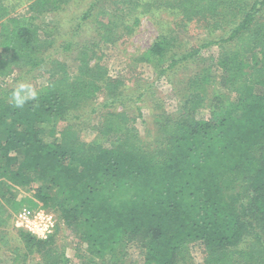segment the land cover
Wrapping results in <instances>:
<instances>
[{"label": "trees", "instance_id": "16d2710c", "mask_svg": "<svg viewBox=\"0 0 264 264\" xmlns=\"http://www.w3.org/2000/svg\"><path fill=\"white\" fill-rule=\"evenodd\" d=\"M72 1L0 0V79L51 64L37 101L22 109L10 103L14 87L0 86V245L10 247L5 227L27 202L72 231L80 264H130L131 246L143 264H195L194 245L202 264H264V0H90L82 18L93 14L96 37L82 42L81 61L69 70L44 53L42 19ZM21 3L26 10L15 12ZM147 6L151 19L166 10L174 21L154 19L160 32L136 60L160 76L218 44L222 75L204 68L188 78L180 114L156 122L155 145L124 111L104 114L98 136L83 141L68 115L99 89L118 99L124 83L107 75L96 47L130 35ZM193 20L209 22L207 37L229 27L177 57V26ZM90 59L98 60L94 72ZM203 92L213 100L208 119L194 115ZM21 189L29 193L16 200ZM17 231L24 251L9 249L21 264L34 253L32 264H69L57 227L43 239Z\"/></svg>", "mask_w": 264, "mask_h": 264}, {"label": "rangeland", "instance_id": "374dc122", "mask_svg": "<svg viewBox=\"0 0 264 264\" xmlns=\"http://www.w3.org/2000/svg\"><path fill=\"white\" fill-rule=\"evenodd\" d=\"M89 1L74 0L69 3L70 6L67 5L66 9L60 11L57 15L51 13L42 19V22L46 23L43 29L47 31H41L45 38L44 53L51 61L57 60L65 63L69 70H75L81 61L80 48L84 45H82V42L96 37L92 22L93 14L91 13L86 18H82L84 11L89 5ZM16 5L15 12H24L26 10L23 3ZM147 9L149 10L145 11L143 15L141 14L138 26L130 35L121 36L115 44L100 42L96 47V54L100 55L99 63L105 66L107 75L120 77L124 80V83L119 88L121 95L117 97L118 99L113 100V95H109L105 90L99 89L92 99L86 102L87 104L83 103L75 112L68 115L69 122H72L76 126L80 139L83 141L89 142L98 136L95 126L103 121L106 116L104 114L107 112L119 113L124 111L134 118V125L140 137L151 141L152 145H155L157 139L156 122L161 118L162 114L170 115V117L180 114L179 110L186 99L184 93L187 92L184 89L188 78L197 72L201 73L204 68L211 69L213 75L219 77L222 75V69L217 64L215 57L219 52L217 51L218 44L206 48L202 47L201 58L181 60L175 67L168 69L165 74L160 76L156 74V69L150 62L136 60L160 32L159 22L154 21L155 17L154 19L150 18L153 17L152 9L149 6H147ZM97 11L98 8L95 9V14ZM155 14L158 15L156 16V21L170 20V23L174 21L173 14L168 13L166 10L159 13L155 12ZM200 23L204 25L201 26ZM171 25L173 26V24ZM208 26L209 22L205 20L201 22L193 20L186 23V25H183V21L181 24L179 22V26L176 29V56L180 57L190 47L199 45L204 38L219 37L229 27L228 24L223 23L221 29H217L207 37L206 28ZM76 27L78 29L74 30ZM67 41L72 44L68 46L66 44ZM73 42L77 43L73 44ZM87 47L93 49V46L90 44H87ZM90 52H88V55H91ZM96 62L98 60L90 59L92 72H94L92 65ZM165 64H168V61ZM49 66H51L50 63L33 70L14 69V72L10 76L0 79V86L15 87L17 81L24 80L32 83L39 90L46 85ZM221 89L223 88L220 87ZM208 91H211V87H208ZM203 94L205 98L195 108L194 115L198 118L208 119L213 110V100L207 92H203ZM104 102L107 103L106 107L102 106ZM67 122V120H63L61 123ZM48 130L46 129L41 133L45 140H49L52 137ZM27 192L28 190L21 189L16 195V200H20ZM23 207L44 209L48 213H53L56 222L52 233L56 227L58 230L55 235L56 243L64 249L66 255L69 257V264H80L79 257L74 249L77 237L72 231L58 220L56 213L52 210L30 205L27 202H23L16 210H12V216L7 227H5V230L9 233L10 247L13 249V247L17 246L21 250L20 254L24 251V243L18 237L17 230H27L23 227L15 226L14 218V215ZM0 230L3 229L0 228ZM9 248L0 245V264H21L20 259L16 258L18 257L16 253ZM190 254L195 264H202V254L198 245H194L191 248ZM37 259H39L37 253L29 254L27 264H32ZM126 261L130 264H143L138 249L133 246L127 248Z\"/></svg>", "mask_w": 264, "mask_h": 264}, {"label": "built area", "instance_id": "2783aa9c", "mask_svg": "<svg viewBox=\"0 0 264 264\" xmlns=\"http://www.w3.org/2000/svg\"><path fill=\"white\" fill-rule=\"evenodd\" d=\"M15 226L23 227L38 238H46L55 226V215L44 209L23 207L15 215Z\"/></svg>", "mask_w": 264, "mask_h": 264}, {"label": "clouds", "instance_id": "9594fccd", "mask_svg": "<svg viewBox=\"0 0 264 264\" xmlns=\"http://www.w3.org/2000/svg\"><path fill=\"white\" fill-rule=\"evenodd\" d=\"M39 94L32 83L20 80L11 92L10 103L14 108L22 109L29 101H37Z\"/></svg>", "mask_w": 264, "mask_h": 264}]
</instances>
